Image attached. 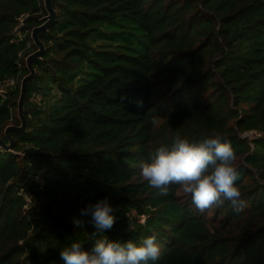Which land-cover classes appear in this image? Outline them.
Wrapping results in <instances>:
<instances>
[{
	"label": "trees",
	"instance_id": "trees-1",
	"mask_svg": "<svg viewBox=\"0 0 264 264\" xmlns=\"http://www.w3.org/2000/svg\"><path fill=\"white\" fill-rule=\"evenodd\" d=\"M51 4L0 150V264H264V0ZM46 14L0 0L6 142Z\"/></svg>",
	"mask_w": 264,
	"mask_h": 264
},
{
	"label": "water",
	"instance_id": "water-1",
	"mask_svg": "<svg viewBox=\"0 0 264 264\" xmlns=\"http://www.w3.org/2000/svg\"><path fill=\"white\" fill-rule=\"evenodd\" d=\"M42 1L47 14L42 18L43 20L42 23L33 27L30 31V38L33 44L35 45L36 50H34L32 53L28 54L25 57V64L28 69V73L21 78L19 83V94L16 102V115L19 119L20 124L18 126L15 125L5 126L3 133L7 139V142L4 141L2 138H0V150L3 151H10L12 149L13 142L10 137V131L11 130L20 131L25 128L26 122H25V117L23 115V102L25 97V90L27 83L31 81L34 76V68L32 67L31 61L35 58L40 57L44 48L43 43L38 37V34L42 30L48 27V25L52 22L55 16V10L52 7L51 0H42Z\"/></svg>",
	"mask_w": 264,
	"mask_h": 264
},
{
	"label": "built area",
	"instance_id": "built-area-1",
	"mask_svg": "<svg viewBox=\"0 0 264 264\" xmlns=\"http://www.w3.org/2000/svg\"><path fill=\"white\" fill-rule=\"evenodd\" d=\"M13 83L12 80H9L6 84L11 85Z\"/></svg>",
	"mask_w": 264,
	"mask_h": 264
},
{
	"label": "rangeland",
	"instance_id": "rangeland-1",
	"mask_svg": "<svg viewBox=\"0 0 264 264\" xmlns=\"http://www.w3.org/2000/svg\"><path fill=\"white\" fill-rule=\"evenodd\" d=\"M7 86H8V84H7ZM15 113H16V109H15ZM252 136V135H251Z\"/></svg>",
	"mask_w": 264,
	"mask_h": 264
}]
</instances>
